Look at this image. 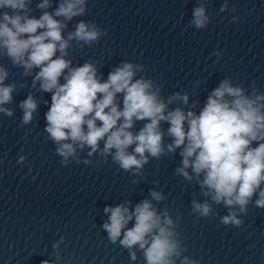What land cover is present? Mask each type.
<instances>
[{"label":"clouds","instance_id":"9594fccd","mask_svg":"<svg viewBox=\"0 0 264 264\" xmlns=\"http://www.w3.org/2000/svg\"><path fill=\"white\" fill-rule=\"evenodd\" d=\"M87 4L88 0H39L37 17L33 0H0V57L22 69L24 77L31 76L32 89L51 94L43 131L61 157V165L92 164L91 159L81 160L87 150V157L98 155L105 163L110 157L120 170L142 178L150 159L175 156L179 150L181 159L174 174L197 185L199 197L204 198L193 194L192 214L197 219L211 218L216 215L215 206L222 205L227 214L219 217L220 223L241 227L250 204L264 209V91L255 81L246 87L226 77L207 94L202 106L199 100L189 106L188 92L165 98L162 86L139 63L121 61L104 79L98 61L74 64L69 58L73 41L81 48L91 47L107 35L106 29L83 19L68 30L70 22L87 14ZM206 4L207 0H199L192 9L189 27H208L211 18ZM227 9L225 0L220 12ZM212 55L218 62L222 53ZM9 76L8 68L0 64V113L11 118L14 110L6 105L13 103L18 89L14 81L6 83ZM38 107L29 92L19 104L23 125L36 119ZM138 123H142L139 128ZM26 159L21 155L18 163ZM154 183L148 198L134 206L125 200L104 207L108 219L102 230L108 241L127 250L132 262L139 253L144 264H200L185 254L188 249L178 230L179 216L173 219L167 205L158 207L167 197ZM63 243V237L53 243L55 260L41 264H59Z\"/></svg>","mask_w":264,"mask_h":264}]
</instances>
